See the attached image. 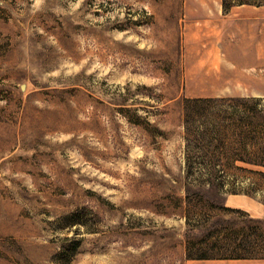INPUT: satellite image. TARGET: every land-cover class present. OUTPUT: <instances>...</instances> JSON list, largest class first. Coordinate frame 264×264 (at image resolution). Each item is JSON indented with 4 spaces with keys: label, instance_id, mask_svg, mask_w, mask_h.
<instances>
[{
    "label": "rangeland",
    "instance_id": "rangeland-1",
    "mask_svg": "<svg viewBox=\"0 0 264 264\" xmlns=\"http://www.w3.org/2000/svg\"><path fill=\"white\" fill-rule=\"evenodd\" d=\"M226 4L0 0V264L264 258V165L200 163L185 124L200 97L264 117V4Z\"/></svg>",
    "mask_w": 264,
    "mask_h": 264
},
{
    "label": "trees",
    "instance_id": "trees-1",
    "mask_svg": "<svg viewBox=\"0 0 264 264\" xmlns=\"http://www.w3.org/2000/svg\"><path fill=\"white\" fill-rule=\"evenodd\" d=\"M237 3H257V4H264V0H234ZM225 5H227V0H224ZM231 5V3L229 4ZM215 99L212 97H205V98H189L188 100V112L186 114V126L187 130L191 131L192 129L197 127V130L201 133L200 135V142L199 144L202 149L205 151L204 155L201 156L200 163L206 162V156L208 157V152L210 151V146L214 145V149H220L221 154L223 152L222 158L225 159V164L229 167L233 166V162L240 160L241 162L249 165H264V144L261 145L260 141L261 138L264 139V117L260 116V112L256 109V104L252 106H247L241 108L237 106L233 112H230V115L227 116L226 113L221 114L216 111V113L210 110L211 102ZM261 98H256V102L260 101ZM228 113V112H227ZM212 114H215L214 117ZM226 116V117H225ZM215 118L216 121L220 122V119L223 120H237L236 125L239 126L238 134H239V141H241V145L239 147V152L236 154L228 155L226 152L227 150V137L228 131L226 124H219L220 129L212 130L209 126H207V121L211 118ZM220 118V119H218ZM218 119V120H217ZM220 120V121H219ZM196 127H195V126ZM201 125V126H200ZM203 125V126H202ZM203 127V130L199 128ZM190 135V134H189ZM198 139V138H197ZM190 136L187 135V174L191 176L193 174V167L194 162L196 159L193 158V155L190 152ZM191 143V142H190ZM253 148V150H251ZM213 151V150H212ZM209 162L213 163L212 157H208ZM221 158V160H222ZM216 160V159H214ZM238 168L241 169H249L244 164L238 165ZM220 184L223 181L218 182ZM248 252H240V253H227L223 257H249ZM198 258H209L213 256V254H208L206 252L197 253L194 255ZM193 257V256H191Z\"/></svg>",
    "mask_w": 264,
    "mask_h": 264
},
{
    "label": "crops",
    "instance_id": "crops-1",
    "mask_svg": "<svg viewBox=\"0 0 264 264\" xmlns=\"http://www.w3.org/2000/svg\"><path fill=\"white\" fill-rule=\"evenodd\" d=\"M243 198H240L239 201H237V198H232L229 201V204L236 205V206H241L251 212L253 215H255L256 209L254 208L255 206L251 205L248 203V200L246 201L241 200ZM245 200V199H244ZM226 264H264V258L262 257H256V258H240V259H234V260H228Z\"/></svg>",
    "mask_w": 264,
    "mask_h": 264
}]
</instances>
